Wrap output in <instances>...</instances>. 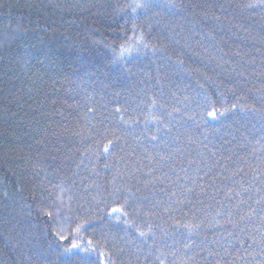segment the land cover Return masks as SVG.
<instances>
[{"label":"trees","instance_id":"obj_1","mask_svg":"<svg viewBox=\"0 0 264 264\" xmlns=\"http://www.w3.org/2000/svg\"><path fill=\"white\" fill-rule=\"evenodd\" d=\"M118 2L125 0H0V41L17 29L22 32L10 46L0 47V264H70L59 253L73 242L83 248L89 241L97 251L79 252L86 264H107L99 251L110 255L114 264H129L130 258L136 264L125 244L124 225L108 215L111 207L118 206L109 195L115 169H104L102 160L95 164V173L83 166L76 168L89 142L81 144L74 133L87 136L89 119L99 123L118 106L128 107L131 114L143 98L138 95L142 89L151 95L162 88L161 99L167 105L184 109L187 103L189 112L198 111L196 105L204 93L213 101L223 95L228 103L235 93L245 103L260 106L264 14L242 11L248 0H172L177 7L171 9L163 6L167 0H160L161 6L153 4L135 20L133 14L114 11ZM141 35L144 42L162 49L155 63L151 52L142 47ZM122 46L133 50L121 57ZM237 50L242 56L234 55ZM241 71L244 77L237 75ZM89 106L95 112L89 113ZM187 124L185 136L192 139L182 141L185 152L191 154L185 156V166L189 159L199 162L197 153L207 152L204 144L217 151L220 135L236 128L238 143L223 147L254 164L259 163L256 157L264 156V132L244 114L223 124L210 118L208 125L197 126L191 120ZM231 154L224 152L225 157ZM206 160L211 163V157ZM223 163L235 166L232 161ZM173 166L178 170V163ZM41 169L54 182L63 181L65 207L58 220L41 211L49 209L59 191L44 190V173L34 177V171ZM220 170L217 167L214 172ZM148 171L145 167L137 174L139 183L127 181L131 191L136 198L167 200V184L154 182L145 187ZM211 179L205 177L208 183ZM209 203L213 202L206 199L205 206L197 207L204 209ZM85 219L88 223L74 234L75 224ZM61 224L65 240L57 234Z\"/></svg>","mask_w":264,"mask_h":264},{"label":"snow or ice","instance_id":"obj_2","mask_svg":"<svg viewBox=\"0 0 264 264\" xmlns=\"http://www.w3.org/2000/svg\"><path fill=\"white\" fill-rule=\"evenodd\" d=\"M153 4L161 6L160 0H125L123 4L118 2L114 11L133 14L135 20L140 12H148ZM163 6L170 9L177 7L172 0H167ZM241 10H258L260 14H264V0H248ZM215 19L219 21L220 18ZM21 34L19 29L15 30V34L5 41H0V47H4L5 43L10 46ZM238 39L246 41L249 37L238 36ZM139 40L142 47L151 52L150 58L155 63L156 55L162 52V49L144 42L142 35ZM260 44L261 50H264V33L261 34ZM132 50L131 47L122 46L121 57L124 52ZM234 55L240 57L242 53L237 50ZM166 59L170 61L171 57ZM179 63L182 64L183 61ZM157 68L159 69V65ZM237 75L244 77V72L241 71ZM261 75H264V72ZM159 83L157 79V84ZM162 93V88L151 95L142 89L138 95L143 98L132 108L131 114L128 107L118 106L114 113H109L99 123H92L89 119L87 136L80 131L74 133L80 137L81 144L89 142L76 168L83 166L95 173V164L102 160L104 169H115L109 195L118 206L111 207L108 215L118 224L124 225L123 231L127 239H121L130 246L129 251L136 264H140L141 259L143 264H177L178 261L179 264H264V156L256 157L259 163L254 164L246 156L223 147L238 143L235 134L239 131L238 128L220 135L222 144L217 151H212L204 144L207 152L197 153L199 162L189 159L185 166V156L191 154L186 153L182 147L184 139H192L191 136H185L189 120L197 126L208 125L209 118L223 124L225 120L244 114L250 121L258 123L264 132V89L259 97V107L245 103V98L235 93L231 103L225 101L223 95L220 100L213 101L204 93L203 99L197 102L198 111L195 112H189L187 103L184 109L167 105L161 99ZM185 100H188L187 96ZM95 110L94 107H88L89 113ZM105 120L109 122L106 123ZM228 128L233 129V125H228ZM216 131L220 130L217 128ZM205 139L207 140V136ZM218 152L219 159L216 158ZM224 152L232 154L225 157ZM206 156L211 157V163L207 162ZM144 160L148 161L147 165L143 164ZM225 160L232 161L235 166L221 164V161ZM177 163L178 170L173 166ZM121 164H124L123 169L120 168ZM193 166L195 171L191 172ZM145 167L149 168L146 176L150 177L144 180L145 187L154 182L167 184L168 187L164 189L167 200L136 198V194L131 191L127 181L135 179L139 183L137 174L142 173ZM165 167L169 169L167 172L164 171ZM217 167L221 169L219 173L214 172ZM157 171L161 174L154 176L153 173ZM41 172L44 173L43 181H47V185L41 181L44 190H59L49 209L41 211L50 219L58 220L65 207L63 181L56 183L49 179V174L43 169L34 171V177L40 176ZM205 177H211V183H208ZM209 188L212 190L209 191ZM68 199H72L71 195ZM206 199L213 203L207 204L204 209L197 207L205 206ZM120 201L123 203H119ZM68 210L71 211L70 205ZM86 223L87 219L77 222L72 229L73 233L79 234ZM63 232L61 224L57 230L61 240L67 239ZM169 239L173 243L169 244ZM177 244L180 246L177 247ZM92 251L97 250L92 247L91 241L83 248L73 242L71 248H65L59 255L70 261V264H86L79 252L90 254ZM118 251L123 252L124 248H119ZM98 255L106 260L107 264H114L107 253L99 251ZM72 257L77 259L71 261ZM129 264H133L131 258Z\"/></svg>","mask_w":264,"mask_h":264}]
</instances>
